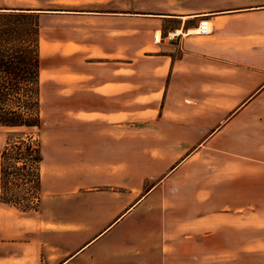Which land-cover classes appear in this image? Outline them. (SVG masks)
Wrapping results in <instances>:
<instances>
[{
    "label": "crops",
    "instance_id": "obj_1",
    "mask_svg": "<svg viewBox=\"0 0 264 264\" xmlns=\"http://www.w3.org/2000/svg\"><path fill=\"white\" fill-rule=\"evenodd\" d=\"M6 8L39 14L40 79L41 28L55 16L76 22L77 38L62 39L60 49L67 61L78 55L72 110L82 117L75 136L68 138L67 154L61 155L59 174L56 169L43 173L44 160L40 163L38 207L24 211L0 200V264L80 263L115 224L162 187H197V201L204 191L215 193L230 182L238 188L239 177L247 174L244 160H252L246 153L256 148L244 132L264 128V0H76L52 6L0 0V11ZM201 16L212 24L205 35L193 30ZM173 30L174 40H153L154 32ZM71 44L78 49L66 53ZM72 86L69 78L62 79V98ZM137 121L146 128L140 142L156 147L146 169L134 171ZM73 141L77 153L69 157ZM73 161L75 174L70 171ZM229 169L236 171L231 179ZM146 183L144 194L132 192ZM253 183L261 187L259 181ZM243 193L241 200L230 198L222 207L244 208L250 201ZM102 202L106 213L112 202L124 209L85 238L83 209L95 212ZM252 203H261L260 194H253ZM54 212L59 220L48 218ZM229 226L221 223L223 229ZM250 227L259 234L258 226ZM256 237L254 244L260 240ZM69 240H77L71 250L66 248ZM240 245L246 248L245 242ZM208 253L216 252H200Z\"/></svg>",
    "mask_w": 264,
    "mask_h": 264
},
{
    "label": "rangeland",
    "instance_id": "obj_2",
    "mask_svg": "<svg viewBox=\"0 0 264 264\" xmlns=\"http://www.w3.org/2000/svg\"><path fill=\"white\" fill-rule=\"evenodd\" d=\"M8 1L20 4L33 2L48 6L76 2V0ZM48 22V27L41 28L43 57L41 116L43 126L41 130L15 131H18L17 135L22 136L29 133L37 135L38 133L44 160L43 173L56 169L59 174L61 155L67 154L68 138L75 136L76 122L82 117V113L72 110L76 104L75 93L78 87L74 75L78 64V55H72L67 61V59L61 58L62 50L60 49L62 39L77 38L76 22L68 21L61 16L51 17ZM77 49L76 45L71 44L65 49V52L71 53ZM67 65L68 68H66ZM67 69H70L69 72ZM67 78L73 83V86L70 88L69 94L65 91V98H62V79L67 80ZM65 89L67 90V87ZM142 125L140 121L134 122V171H139L141 167L146 169L147 157L150 156L149 154H155L156 144L146 142L147 140L140 142L142 134H145L142 131L146 130V128H142ZM253 127L250 128V132L248 130L244 132L243 137L248 139L250 147H256L253 153H246L252 156V160H244V171L247 174H254H245L242 179L240 176L239 181L236 182L237 189L230 182L228 184L230 187H217L215 193L204 191L205 196L203 198L200 196L199 198L202 200L197 201L194 197V188L197 187H162V191L150 202L136 206L126 218L115 224L105 240L94 248L92 247L85 254L84 259L76 264H264V128ZM153 128L154 131L155 127ZM10 131V129L0 126V151L10 138ZM260 138L262 142L260 145H256ZM77 146L76 141L70 144L69 157L77 153ZM138 161H141L140 166L135 167ZM76 170L77 164L76 161H73L70 171L75 174ZM231 170L228 171L229 178L234 177L233 174L236 173ZM256 173H260V176H257ZM140 177L144 178L145 176L141 175ZM97 181L99 180L90 182ZM254 181H259L261 187H254ZM147 185L146 183L143 187H133L132 192L136 196H140L149 188L146 187ZM243 189V196L245 194L250 201L244 205V208L234 210L222 207L224 201L230 198L232 200H237V197L240 199ZM253 194H260L261 203L259 205H253ZM208 198H210V202L204 205V201ZM115 205V203H111L108 213L105 212L103 202L100 209L95 212L84 207L82 235L85 238L90 237L99 227L104 226L105 221L110 220L113 215L119 214L124 209L116 208ZM63 211L66 214V209ZM70 211L71 209H68L69 215ZM224 213H227L228 216L223 215ZM58 215L59 213H55L50 215L51 218H48L59 220ZM221 223H230V226L223 229ZM249 226H251L250 228L258 226L255 228L259 234L250 230ZM254 236L260 238L255 244L252 241ZM76 242L77 240H69L66 248L71 250ZM242 242H245L244 250L240 245ZM225 247L228 249L221 250ZM204 249L216 253L200 254ZM51 251L56 253L55 249H51Z\"/></svg>",
    "mask_w": 264,
    "mask_h": 264
},
{
    "label": "trees",
    "instance_id": "obj_3",
    "mask_svg": "<svg viewBox=\"0 0 264 264\" xmlns=\"http://www.w3.org/2000/svg\"><path fill=\"white\" fill-rule=\"evenodd\" d=\"M39 42L37 12L0 11V126L11 130L0 151V200L24 211L38 207L41 144L38 133L22 136L15 130L43 126Z\"/></svg>",
    "mask_w": 264,
    "mask_h": 264
},
{
    "label": "built area",
    "instance_id": "obj_4",
    "mask_svg": "<svg viewBox=\"0 0 264 264\" xmlns=\"http://www.w3.org/2000/svg\"><path fill=\"white\" fill-rule=\"evenodd\" d=\"M193 30L197 34L205 35L211 32L212 24L206 16H201ZM157 32H154L153 34V40L155 42H160L163 40L170 41L174 40L176 37V30L166 32L164 35H162L161 32Z\"/></svg>",
    "mask_w": 264,
    "mask_h": 264
}]
</instances>
